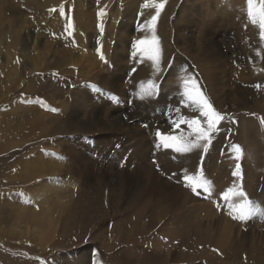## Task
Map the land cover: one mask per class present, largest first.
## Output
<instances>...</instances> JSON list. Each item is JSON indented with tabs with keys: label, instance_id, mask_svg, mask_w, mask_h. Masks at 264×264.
I'll return each instance as SVG.
<instances>
[{
	"label": "rangeland",
	"instance_id": "obj_1",
	"mask_svg": "<svg viewBox=\"0 0 264 264\" xmlns=\"http://www.w3.org/2000/svg\"><path fill=\"white\" fill-rule=\"evenodd\" d=\"M144 4L0 0V264H264V211L233 219L221 195L242 187L264 210L259 25L236 21L244 15L231 11L247 0H166L155 29L157 65L133 47L152 36L141 26L155 8ZM61 5L65 15L49 11ZM105 6L101 33L97 12ZM243 35L249 44L258 39L263 52L245 60ZM147 60L152 69L145 68ZM136 68L156 78L154 100L136 101ZM210 71L221 94L218 107L209 101L227 118L207 152L203 146L191 153L164 147L158 130L176 136L191 131L171 121L199 118L206 126L182 86L192 78L209 98ZM232 94L248 99L234 108ZM234 144L243 150L239 161ZM237 163L241 177L232 175ZM201 169L210 195L185 186V175Z\"/></svg>",
	"mask_w": 264,
	"mask_h": 264
},
{
	"label": "snow or ice",
	"instance_id": "obj_2",
	"mask_svg": "<svg viewBox=\"0 0 264 264\" xmlns=\"http://www.w3.org/2000/svg\"><path fill=\"white\" fill-rule=\"evenodd\" d=\"M166 0H145L144 7H154L155 14L151 17L149 21L141 27H147L151 30L152 36L151 39L143 38L134 42L133 47L140 52H146L149 54L150 58L158 65L159 61V38L155 34L156 22L160 16L161 11L164 8ZM107 6L100 8L97 12V17L99 23L97 27L100 32L104 31L103 17L106 13ZM51 12H59L60 15H65L64 6L61 5L59 9L52 8L49 9ZM247 15L253 25L258 24L260 28V38L264 40V0H247ZM72 21L71 18H68V25L66 30L71 29ZM68 34L71 36L72 32L68 31ZM99 43V41H98ZM97 52H100V48H97ZM148 87L144 88L142 85V93L140 98L144 99L148 96L154 94L155 84L153 81L149 80L147 82ZM259 85H257L258 87ZM184 91L182 96L190 101L193 105H196L199 109L201 115L206 120V126H202V122L199 118H187L180 117L179 120L171 121V124L179 129L181 124H186L191 130L187 135L181 133V135H165L159 130L156 132V136L164 142V147L174 148L178 153H191L196 149H199L203 146V150L207 152L208 145L212 142V136L217 131L218 125L226 119V115L216 111L213 107L207 96L200 89L198 83L192 79H186L183 82ZM183 102V101H182ZM260 123L264 125V117L260 119ZM234 152L236 153V159L239 161L243 155V150L240 145H232ZM233 176L241 177V166L239 163L236 164L235 170L232 173ZM185 186L189 187L191 191L200 195V189L205 193L211 194V185L210 182L204 178L203 170L195 176L185 175ZM222 198L228 202L229 208L232 210L233 219L240 221L251 219L258 212L264 211L258 207H254V202L251 201L247 194L243 191L242 187H229L222 194ZM233 197L240 198L239 203H233Z\"/></svg>",
	"mask_w": 264,
	"mask_h": 264
},
{
	"label": "bare ground",
	"instance_id": "obj_3",
	"mask_svg": "<svg viewBox=\"0 0 264 264\" xmlns=\"http://www.w3.org/2000/svg\"><path fill=\"white\" fill-rule=\"evenodd\" d=\"M27 2H29V0H27ZM203 3V2H202ZM201 3V4H202ZM28 5V4H27ZM194 5V4H193ZM233 9L236 11L237 9L239 10V13L240 12H242L243 13V15L244 16H242V18L240 19V18H238L237 17V15H236V21L237 20H242V21H246V19L248 20L249 19V17H248V15L246 14V12H247V6H245V7H243V6H234L233 8H231V11L232 12H235V11H233ZM224 10H227V9H224ZM229 12V11H228ZM245 12V13H244ZM237 13V12H236ZM225 15V14H224ZM227 15V14H226ZM226 17V16H225ZM208 18H210V17H208ZM213 18H215V17H213ZM228 18V17H227ZM226 18V19H227ZM234 18H235V15H233V18H232V21L234 20ZM216 19V18H215ZM219 19V18H218ZM221 19V18H220ZM188 20V19H187ZM211 20H212V18H211ZM211 20H209L208 22H209V24L207 23V25H210V23H213ZM228 20V19H227ZM192 21V20H191ZM219 21V20H218ZM218 21H216V23H218ZM222 21H223V19H221V22H219V23H222ZM224 21H226L225 19H224ZM223 21V23L224 24H226L225 22ZM169 25V24H168ZM221 25V24H220ZM222 26V25H221ZM80 27V26H79ZM84 27V26H83ZM224 27H226L225 25H224ZM238 27V26H237ZM199 28V27H198ZM209 28V27H208ZM184 29V28H183ZM235 29V28H234ZM178 30V29H177ZM181 30V29H180ZM187 30V29H186ZM202 31H204V30H202ZM219 31V30H218ZM178 32V31H177ZM240 32H242V31H240ZM177 34V33H176ZM213 34V33H212ZM202 35V34H201ZM208 35V34H207ZM240 35V34H239ZM249 42L250 41H248V40H246V38H245V36L243 35V38L242 39H239V44H240V46L243 48L244 47V53H245V55H244V59L246 60H249V58H252V56L256 53V52H258V53H261V52H263V50H262V46H260L259 45V40L257 39V40H255V41H253V42H251L250 44H249ZM199 43V42H198ZM232 45V44H231ZM226 46H227V44H226ZM234 46H235V44H234ZM239 46V45H238ZM178 47V46H177ZM229 47V46H228ZM109 48V47H108ZM238 48V47H237ZM215 49V48H214ZM216 52L217 53H219V49H216ZM221 52V51H220ZM213 53H214V51H213ZM236 53L237 52H235L233 55H236ZM215 54V53H214ZM222 54V53H221ZM239 54V53H238ZM213 55V54H212ZM211 55V56H212ZM109 56V55H108ZM112 56V55H111ZM147 56V55H146ZM220 60L221 59H217V60H215L218 64V68H217V70L220 72V74L218 75L219 77H222L223 78V73H224V68H223V66L224 65H221V63H220ZM222 61V60H221ZM151 62H153V61H151L150 60V63H149V60H147L146 62H145V68H147V66H151V69L153 68V63H151ZM230 63V62H229ZM108 64H109V62H108ZM114 64V63H113ZM214 63H212V65H210L209 66V68H208V70L207 71H209L213 66H215V65H213ZM116 66V65H115ZM123 66V65H122ZM251 67V66H250ZM139 68V67H138ZM234 68V67H233ZM142 69H140V71H139V69H134V71H133V74H132V76H131V83H132V87H133V93H134V96L136 97L137 96V98H136V101H137V99H141L140 98V94L142 93V85L144 86V88H147L148 87V84H147V82L149 81V80H151V81H153V83L155 84V86H156V78H151L147 73H143L142 71H141ZM212 71H214V69L212 70ZM212 71H210V73L208 74V76H207V81H208V83H209V85H208V87L210 88L208 91V93H209V95H210V97L208 98V99H214L215 100V102L214 103H216V106L218 107V104L220 103L219 102V99H220V96H218L219 94H221V91H219V92H216V78L213 76L214 74H212L211 72ZM215 72V71H214ZM217 73V72H216ZM259 72H258V70H251V75L252 76H255L254 74H258ZM89 75V74H88ZM86 73H85V76H88ZM91 75V74H90ZM93 75V74H92ZM91 78H92V80H94L93 79V77L91 76ZM174 81V80H173ZM224 83V80H222V84ZM104 85V84H103ZM159 85V84H158ZM166 86V85H165ZM105 87L107 88V86H103L102 87V89H105ZM183 87V86H182ZM161 89V88H160ZM160 89H159V91H160ZM165 90V89H164ZM158 91V92H159ZM167 91V90H166ZM169 91H170V89H169ZM173 91V90H172ZM162 92V91H161ZM171 92V91H170ZM173 93V92H172ZM155 94H156V87H155V90H154V94L153 95H151V96H148L150 99H153L154 100V98H155ZM158 94V93H157ZM163 94V93H162ZM161 96V95H160ZM173 96V95H172ZM147 98V97H146ZM162 98H164V95H162ZM246 99H248V97H246L245 96V94H244V96L242 95V96H240V102L241 103H243L244 101H246ZM120 100V99H119ZM239 100H238V98L234 95V94H232V95H229V101H230V103H231V105H232V107H234V108H237L236 107V104H238V102H239ZM243 105V104H242ZM155 109V108H154ZM241 109H244V108H241ZM53 183V182H52ZM35 197L33 196V195H31L30 197H29V199H34ZM36 199V198H35ZM46 208V207H45ZM50 210V209H49ZM46 211L45 212V214L48 216V218H46V215H45V218L47 219V222H48V224L50 225L51 224V221H52V219L51 218H49V214H50V211ZM30 214H31V217L32 218H34L35 217V215H34V212H30ZM34 232L36 233V237L37 238H41L42 237V234H39V231H38V229L36 228V229H34Z\"/></svg>",
	"mask_w": 264,
	"mask_h": 264
}]
</instances>
